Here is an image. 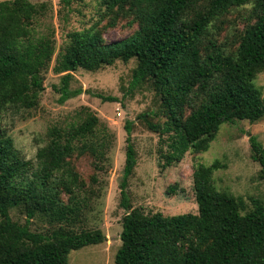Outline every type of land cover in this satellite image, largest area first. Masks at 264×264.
Wrapping results in <instances>:
<instances>
[{
	"label": "trees",
	"instance_id": "trees-1",
	"mask_svg": "<svg viewBox=\"0 0 264 264\" xmlns=\"http://www.w3.org/2000/svg\"><path fill=\"white\" fill-rule=\"evenodd\" d=\"M73 1L78 0L61 3L68 8ZM101 4L114 16L110 28L118 17L130 16L138 30L114 42H106L97 25L68 33L54 66L63 75L60 103L82 94V89L70 88L78 70L97 72L117 62L136 61L132 87L149 84L167 119L164 124L148 123V128L161 136L176 134L169 163H179L187 152H206L223 124L264 119L263 94L255 85L264 73V0H101ZM247 5H252V21L235 31L234 41L219 43L222 18ZM47 11L46 4L31 0L0 2V115L31 111L40 104L57 50L54 34H40L36 28ZM82 114L79 123L48 130L35 162L27 161L0 129V264H69L72 251L106 241L100 229L74 228L83 222L88 204L83 199L84 180L72 159L90 154L104 161L113 138L93 112ZM131 125L125 126L129 136L120 206L126 213L115 264H264V203L252 200L253 208L247 210L242 197L219 192L213 175L227 167L220 161L195 168L197 213L133 209L128 183L137 159ZM249 140L264 181V146L256 136ZM14 209L25 215L24 224L13 219ZM37 217L57 227L34 231L31 225Z\"/></svg>",
	"mask_w": 264,
	"mask_h": 264
},
{
	"label": "rangeland",
	"instance_id": "rangeland-1",
	"mask_svg": "<svg viewBox=\"0 0 264 264\" xmlns=\"http://www.w3.org/2000/svg\"><path fill=\"white\" fill-rule=\"evenodd\" d=\"M31 2L48 6V11L39 19L36 28L40 34H54L57 50L45 76V91L39 106L31 111H5L0 115V129L13 139L15 148L25 159L33 162L36 161L38 149L48 140L49 129L79 123L85 111L93 112L101 126L106 127L113 136L104 161L99 162L90 154L72 159L84 180L83 199L88 204L81 217L83 222H78L74 228L100 229L106 241L72 251L69 264H115L116 254L122 246V221L126 213L120 206V185L126 164L129 133L125 126L128 122L132 123L130 135L137 159L135 172L128 183L133 209L142 208L146 213L160 212L165 215L197 213L193 178L195 168L200 164L210 166L215 161L227 166L213 175L214 186L219 192L235 198L242 197L247 210L253 208L252 200L264 203L261 165L252 158L249 140L251 136H256L264 146V119L255 123L243 120L223 124L206 152H187L179 163H169L167 158L175 151H172L171 145L177 141L176 134L171 132L161 136L148 128V123L164 124L167 119L159 96L149 84L132 87L136 61L127 64L117 62L97 72L78 70L73 73L70 88L82 89V94L63 104L59 102L58 88L63 75L57 74L54 66L66 35L97 25L102 29L106 42L119 41L138 30L133 18L120 16L116 19L115 27L110 28L114 16L109 15L101 0L73 1L68 8L61 0ZM251 8L252 5H247L222 18L219 43L234 41L235 31L242 30L252 21ZM255 85L261 89L264 99V73L258 75ZM108 97L117 100H105ZM146 113L147 119L141 118ZM62 199L69 204L67 195H63ZM11 215L15 221L25 223L26 217L20 210L14 209ZM54 227L57 226L41 217L35 218L31 225L38 232H47Z\"/></svg>",
	"mask_w": 264,
	"mask_h": 264
}]
</instances>
